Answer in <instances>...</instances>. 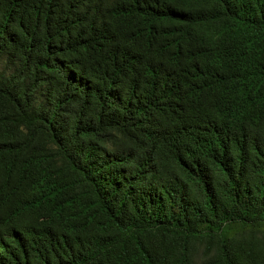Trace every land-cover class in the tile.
Returning <instances> with one entry per match:
<instances>
[{
	"label": "trees",
	"instance_id": "1",
	"mask_svg": "<svg viewBox=\"0 0 264 264\" xmlns=\"http://www.w3.org/2000/svg\"><path fill=\"white\" fill-rule=\"evenodd\" d=\"M0 264H264V0H0Z\"/></svg>",
	"mask_w": 264,
	"mask_h": 264
}]
</instances>
